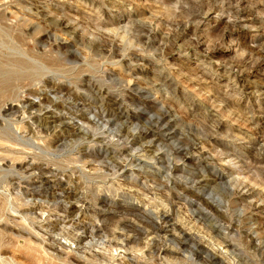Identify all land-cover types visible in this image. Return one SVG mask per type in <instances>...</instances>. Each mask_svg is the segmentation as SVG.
<instances>
[{
  "label": "rangeland",
  "instance_id": "obj_1",
  "mask_svg": "<svg viewBox=\"0 0 264 264\" xmlns=\"http://www.w3.org/2000/svg\"><path fill=\"white\" fill-rule=\"evenodd\" d=\"M0 264H264V0H0Z\"/></svg>",
  "mask_w": 264,
  "mask_h": 264
}]
</instances>
